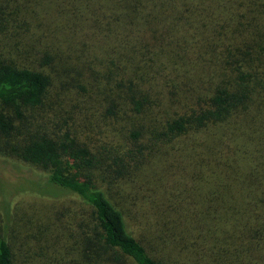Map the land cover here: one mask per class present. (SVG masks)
<instances>
[{
    "label": "trees",
    "instance_id": "obj_1",
    "mask_svg": "<svg viewBox=\"0 0 264 264\" xmlns=\"http://www.w3.org/2000/svg\"><path fill=\"white\" fill-rule=\"evenodd\" d=\"M0 158V264H264V0H0Z\"/></svg>",
    "mask_w": 264,
    "mask_h": 264
},
{
    "label": "rangeland",
    "instance_id": "obj_2",
    "mask_svg": "<svg viewBox=\"0 0 264 264\" xmlns=\"http://www.w3.org/2000/svg\"><path fill=\"white\" fill-rule=\"evenodd\" d=\"M79 12L75 13L72 17H77ZM78 19H76L77 21ZM67 23L61 24L57 21H46L41 29L40 38H38V42L45 46H50V43L53 42V45H57V48L55 46H52L54 51V57L57 54H63L65 47H76L80 48L81 44L88 45H94L99 46L101 44H97L100 40H94L91 41L90 37L89 41L85 38H81L77 35H71L67 32L66 26ZM49 33H55L57 36L56 38H52L51 36H47ZM104 47V46H103ZM95 48V47H93ZM51 53V48H50ZM80 56V60L71 59L72 64H74L76 67L79 65L85 70L90 67L97 69V71H101V64H99V61L95 59L92 55H98L94 54L91 51L89 52H83L78 54ZM101 56L100 58H102ZM57 65V59H54V66ZM52 67V65H51ZM92 70V69H91ZM43 173H40L36 169L29 167L28 165L19 163V162H11L4 160L0 158V176L2 177V180L5 182H9L10 184H13L14 186H26V189L23 191H18L14 194V196L11 198L10 202H19L20 206L23 208L25 207L24 204L21 203L22 200H29L31 198H39V199H45V200H53L50 199V197L40 196L37 192L34 191V186L30 185L34 183L35 181H42L41 175ZM64 198V197H61ZM60 199V198H59Z\"/></svg>",
    "mask_w": 264,
    "mask_h": 264
}]
</instances>
